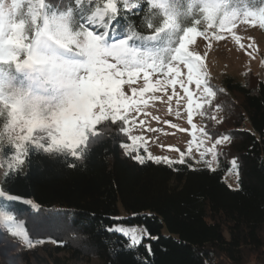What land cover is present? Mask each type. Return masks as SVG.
Here are the masks:
<instances>
[{
  "label": "trees",
  "instance_id": "obj_1",
  "mask_svg": "<svg viewBox=\"0 0 264 264\" xmlns=\"http://www.w3.org/2000/svg\"><path fill=\"white\" fill-rule=\"evenodd\" d=\"M189 2L182 0L185 7ZM223 2L240 13L264 6V0ZM46 3L63 10L71 0ZM144 9L141 3L138 15L135 7L122 13L113 22L118 31L129 24L140 31ZM214 90L211 104L201 109L204 127L212 139L228 137L214 167L193 156L169 165L145 154L140 163L137 151L122 147L130 141L122 121L98 125L79 159L30 150L21 169L2 179L7 193L22 198L4 204L23 224L30 248L44 251L53 264H79L81 258L96 264H247L252 253L263 252L264 80L251 71L242 79L226 74ZM9 152L5 141L6 166ZM233 160L235 189L225 180ZM121 208L126 218H117ZM118 223L141 225L150 238L132 245L114 230Z\"/></svg>",
  "mask_w": 264,
  "mask_h": 264
},
{
  "label": "snow or ice",
  "instance_id": "obj_2",
  "mask_svg": "<svg viewBox=\"0 0 264 264\" xmlns=\"http://www.w3.org/2000/svg\"><path fill=\"white\" fill-rule=\"evenodd\" d=\"M141 3L145 9L140 31L129 24L121 34L113 22L133 7L137 9L133 14L138 15ZM25 5L26 12L22 11ZM229 7L223 0H190L186 7L182 0H136L135 4L130 0H71L60 10L46 0H0V155L6 141L10 148L6 178L21 169L30 150L81 158L102 122L122 121L121 131L127 132L129 113H138L148 102L145 93L166 90L167 84L173 86L174 96L179 95L176 84L186 93L191 123L193 105L202 109L215 95L208 86L203 57L189 50L194 38L203 35L207 39L212 29L213 36L222 39L221 34L231 33L241 19L258 20L264 29V6L246 8L243 13ZM157 73L163 79L153 83ZM138 78L143 80L139 89L132 87ZM193 83L204 97L202 103L193 100L195 93L188 87ZM126 84L131 95L123 88ZM199 131L208 137L204 128ZM131 139L135 143L138 137ZM122 147L127 150L129 145ZM207 152L216 159L215 144L201 153L202 159ZM184 155L179 163L184 162ZM134 158L140 163L145 159ZM148 159L174 163L151 154ZM232 165L235 170L236 160ZM0 198V222L14 223L15 216L5 210L4 202L22 198L3 189ZM114 230L130 237L132 245L142 239L134 228ZM12 234L26 238L23 232Z\"/></svg>",
  "mask_w": 264,
  "mask_h": 264
},
{
  "label": "rangeland",
  "instance_id": "obj_3",
  "mask_svg": "<svg viewBox=\"0 0 264 264\" xmlns=\"http://www.w3.org/2000/svg\"><path fill=\"white\" fill-rule=\"evenodd\" d=\"M233 34L239 36L240 40L237 41ZM221 35L223 38L217 40L213 36L212 29H209L207 39L203 35H199L189 45L190 51H194L203 57L208 86L212 88L214 93V85L219 86L226 74L242 79L247 71H251L264 80V31L259 27V21L252 20L249 22L241 19L231 33L225 32ZM181 67L182 78L186 79L184 75L186 69ZM157 79H163V77L157 73L152 78L153 83ZM142 84L143 80L138 78L132 87L139 89ZM188 87L195 93L193 100L202 103L204 97L196 89L195 84H190ZM123 88L128 95L132 94L129 85L126 84ZM175 90L179 93L178 96L173 95V86L167 84L166 90L145 93L144 99L148 101L147 104L141 105L138 113H129L130 122L125 126L128 129L127 134L130 139L128 149H135L133 151H137L140 156L146 154L148 157L151 154L154 157L168 158L172 161H180L181 153H184V159L193 156L208 162L213 167L217 166L218 152L227 139L216 144V141L222 137L218 139L210 137L204 127L201 109H195V105H193L194 111L190 123L188 121L187 95L179 84L175 85ZM213 121L216 123L220 121V115L216 110L213 114ZM200 128H204L208 137H204L200 133ZM131 137H138V139L133 143ZM201 140H203V144L200 143ZM214 144L216 159H212L211 152H207L202 159L201 153ZM190 146L191 152L189 154ZM141 150H144L145 153H141ZM0 161L3 162V166H0V189L6 192L2 186V179L7 168L3 155H0ZM225 180L231 188H238V170L232 168L227 171ZM31 204L34 206L33 201ZM126 217L127 213L121 208L117 218ZM119 227L136 229L137 234L142 239L135 245H139L144 239L150 238L146 229L141 225L118 223L114 229ZM13 232L24 233L23 224L14 222L6 225L0 222V264H53L44 251L41 249L33 251L25 236L13 235ZM77 262L79 264H96L94 259L89 258H81ZM247 262V264H264V251L257 254L252 253L247 258Z\"/></svg>",
  "mask_w": 264,
  "mask_h": 264
}]
</instances>
